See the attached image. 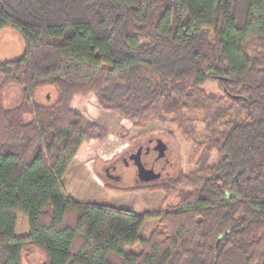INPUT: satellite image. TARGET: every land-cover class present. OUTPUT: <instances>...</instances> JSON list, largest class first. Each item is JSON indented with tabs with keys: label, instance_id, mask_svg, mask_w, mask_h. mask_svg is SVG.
Returning a JSON list of instances; mask_svg holds the SVG:
<instances>
[{
	"label": "trees",
	"instance_id": "16d2710c",
	"mask_svg": "<svg viewBox=\"0 0 264 264\" xmlns=\"http://www.w3.org/2000/svg\"><path fill=\"white\" fill-rule=\"evenodd\" d=\"M4 29L24 53L0 60V264L32 249L42 264H264V0H0ZM45 89L52 104L37 100ZM90 99L123 139L159 122L188 144V171L175 147L178 172L147 185L162 211L66 193L70 163L90 164L108 135L83 116Z\"/></svg>",
	"mask_w": 264,
	"mask_h": 264
},
{
	"label": "rangeland",
	"instance_id": "374dc122",
	"mask_svg": "<svg viewBox=\"0 0 264 264\" xmlns=\"http://www.w3.org/2000/svg\"><path fill=\"white\" fill-rule=\"evenodd\" d=\"M24 53V41L20 32L12 29L0 31V60L9 61L20 58ZM203 88L211 92H220L216 83L207 82ZM17 90H13L9 98H15ZM56 99V93L51 89L39 92L38 102L43 105L52 104ZM78 102V99H77ZM80 109L82 114L90 121H96L104 127L108 135L103 144L93 152L87 154L90 164L85 165L80 159H74L64 173L61 183L66 193L75 201L82 204H97L111 206L120 209L131 210L137 214L157 213L163 210L162 200L164 193L160 189L151 188V185H158L168 177L178 172L175 147L178 148L182 161V172L189 169V147L179 132L171 124L159 122L150 123L143 129H129L126 138H122L117 133L119 118L114 113L101 112L96 107L95 99L82 101ZM198 128L200 125L198 124ZM166 130L171 131L166 135ZM149 137L162 140L167 144L166 155L169 160L162 179L144 184L135 182L136 170L130 161L127 162L122 157H127L129 152L136 151L135 144L143 143ZM136 153V152H135ZM155 157V154H152ZM146 167L150 166L152 157L147 159ZM164 164L161 160L157 169ZM149 169V168H148ZM149 185V186H147ZM137 188L134 191H126L129 188ZM155 217L147 218L139 232L141 238H148L157 224ZM28 220L23 214H19L16 220L15 235L18 237L28 234ZM127 253H140V246L135 245L126 248ZM23 255V264H42L43 257L32 249L28 256Z\"/></svg>",
	"mask_w": 264,
	"mask_h": 264
},
{
	"label": "flooded vegetation",
	"instance_id": "af4514ba",
	"mask_svg": "<svg viewBox=\"0 0 264 264\" xmlns=\"http://www.w3.org/2000/svg\"><path fill=\"white\" fill-rule=\"evenodd\" d=\"M157 141H158V139H156V138H152V137H149V138H147V139H144V140H143V143H138V142H137V144H135V147H136V151H135V152H137V151L140 149V152H141V154H140V160H141L142 164H143L145 167H146V163H147V161H144L143 159H144V158L147 159V158H149L150 156L152 157V160H151V162H150V166H147L146 168H147V169H148V168H149V169H153L154 172H156V173H160V174H161L160 178L156 179V180H159V179L164 178V177H163V173L165 172L167 166L169 165V160H168V158H167L166 152H165V156H164V157H162V158H158V151L155 150V147H156V145H157ZM166 145H167V144H166ZM167 148H168V147H167ZM166 151H167V150H166ZM135 152H134V151L129 152L128 155H127V157H122V159H123L124 161H126V162L129 160L130 163H132V164L134 165L135 170H136V177H135L134 180H135V182H141V181L138 180V177H137V167H136V165L134 164V160H133V159H130V157H131L132 155H134ZM152 154H155L156 156L153 157ZM161 160H164V164H163L162 166H160L159 169H157V165L159 166V163L161 162ZM153 181H155V180H153ZM151 182H152V181H151ZM148 183H150V182H148Z\"/></svg>",
	"mask_w": 264,
	"mask_h": 264
},
{
	"label": "water",
	"instance_id": "95a60500",
	"mask_svg": "<svg viewBox=\"0 0 264 264\" xmlns=\"http://www.w3.org/2000/svg\"><path fill=\"white\" fill-rule=\"evenodd\" d=\"M155 150L158 151V158H162L165 156V152L167 150V145L162 141L158 140ZM140 149L130 157V159L134 160V164L137 167V177L138 180L144 183L151 182L160 178L161 174L154 172L153 169H147L140 160Z\"/></svg>",
	"mask_w": 264,
	"mask_h": 264
}]
</instances>
